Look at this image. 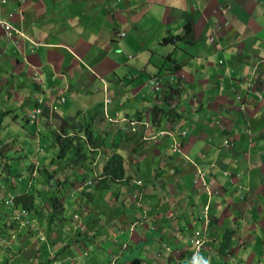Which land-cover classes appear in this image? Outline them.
<instances>
[{
    "label": "crops",
    "instance_id": "1",
    "mask_svg": "<svg viewBox=\"0 0 264 264\" xmlns=\"http://www.w3.org/2000/svg\"><path fill=\"white\" fill-rule=\"evenodd\" d=\"M84 1L82 4L80 0H5L1 4L2 16L8 20L18 12L20 19L13 23L19 33L13 31L8 39L0 27V56L4 54L0 59V78L6 74L15 77L35 74L38 91L44 92L48 80L55 78L56 81L60 76L61 84L50 89L48 108L43 107L40 115L47 110L45 118L49 123L57 122V130H63L62 125L66 126L72 117L86 122L92 111L101 110V106L94 97L93 104H85L82 110L80 98L87 96L75 87L80 82L87 85L91 74L108 78L120 66L108 56L100 59L99 53L105 43L100 38L102 28L108 29L110 37L112 26L118 27L116 22H119L120 28L113 29H119L115 33L121 42L142 45V51L148 43L162 48L151 52L149 60L160 52L152 67L158 71L151 75L161 74L169 81L163 80L154 101L147 99L146 93L131 94L127 86L123 90L121 81L114 85L116 92L110 112L142 119L152 112L149 132L168 129L181 142L179 151L173 152L170 137L154 139L146 148L137 137L120 150L126 175L142 172L149 178L158 172L156 169L168 168L167 178L171 182L163 185L170 194L165 214L162 212L165 207L155 210L161 206L154 202L157 198L150 191L154 182L150 181V186H136L135 179H131L122 183L121 190L125 193L122 208L117 205L110 209L104 202L102 212L91 213L87 221L98 219L100 222L102 217L108 224L109 209L117 215L114 218L117 222L119 218L122 223L132 222H127V226L117 224L114 230L106 229L108 234L111 232L110 243L118 236L123 238L122 243L135 244H129L127 249L135 250L136 258H129L131 261L127 263L140 264L137 260L143 253L139 251L140 246H146V259L153 264H166L161 244L164 238H171L172 256L167 263L190 264L191 239L194 231L204 225L202 209L208 203V242L198 254L200 264H264V0ZM103 1V5L121 10L118 20L115 13H108L104 8ZM101 11L103 17L96 24V14ZM167 35L177 38L162 45L160 39ZM4 43L11 54L4 52ZM32 46H42L46 54L30 53ZM130 71H125V76ZM42 77L45 84L41 83ZM176 77L177 85L173 81ZM0 85L3 87V83ZM106 87H109L108 80L104 82L103 94ZM27 89L30 92L32 88ZM59 107L63 111L57 112ZM54 113L58 119L52 117ZM95 119H101L105 128L111 127L103 114L96 115ZM129 143L136 147L135 153L130 151ZM125 151L128 153L124 154ZM50 154L47 149L45 155ZM125 156L130 160L128 163ZM156 158L161 159L156 161ZM199 170L204 174L202 181L196 175ZM29 178L22 172L18 177L13 176L17 188L13 186L15 190L9 188L7 193L26 191L23 186L31 183ZM134 192L142 194L138 201L134 200ZM103 194L99 193L98 198ZM4 213L5 216L0 214V226L8 218L7 211ZM37 219L42 221V217ZM158 222L163 223L160 228L155 227ZM78 225L85 226L83 221H78ZM78 225L72 238L77 241L73 242L88 240L87 244L99 246L98 252L104 250L107 254L110 252L111 259L114 257L118 250L110 244L101 247L97 229L79 235ZM11 229L7 231L12 232ZM17 231L21 234L28 230L20 231L18 227ZM33 237L30 240H39L38 234ZM13 246H17L16 242ZM59 247L58 244L50 250ZM98 261L93 256L90 264Z\"/></svg>",
    "mask_w": 264,
    "mask_h": 264
},
{
    "label": "rangeland",
    "instance_id": "2",
    "mask_svg": "<svg viewBox=\"0 0 264 264\" xmlns=\"http://www.w3.org/2000/svg\"><path fill=\"white\" fill-rule=\"evenodd\" d=\"M84 2V0H80V3L84 4ZM103 3L104 1L102 2V5ZM103 6L104 8L108 9V13H115V20H118V15L119 13H121V10L118 7H108L107 5ZM104 8L102 11L105 13L106 9ZM102 11L96 14V24L100 23L103 17L104 13ZM15 14L16 16L14 18H8V22L11 25H13L16 19H20V13L15 12ZM116 24L119 25L118 27L120 28V23L116 22ZM118 27L112 26L110 37L108 36V29H104V27L102 28L100 38H102L105 43L104 45L100 46L99 53L100 59L108 56L117 64L119 63L120 66L117 67L115 73H109L108 78H103L101 80L99 76L94 77L93 74H91L92 77L89 78L90 82L87 85L80 82V84L75 87L79 89L77 91H81L87 96V98H83V96H81L82 98H80L81 103L79 104L82 110L84 109L85 104L87 106L93 104L94 97H97L98 106H102L103 100L106 97H109L113 100L114 92H116V88H114V85L120 84L121 81L123 82V86L120 85V87L124 90V88L127 86L130 89L131 94L141 92L144 93V95L147 94L145 97L152 101L155 100L156 95L158 94V92L156 94V92L151 89L148 82L149 78L151 77V73H156L158 71V68L155 67V69H153L152 67L154 66L153 60L160 58V52L153 56V60H149V58L153 55L151 53L152 51H160L162 48L158 46L153 47V45H149L148 43V45L144 48L145 50L142 51V45L134 44L131 46L130 44L123 43L115 33L119 29H113ZM160 41H162V38L160 39ZM167 43H171V41ZM7 47L8 46H5L4 43L2 48L4 49V52L9 55L11 54V51L9 50V48L7 49ZM43 50H45V48H43L42 46H32V50L29 51L32 54H38L39 56L43 54L44 56V54L46 53ZM3 56L4 54L0 56V59H2ZM101 64L105 67L103 61ZM128 70H131L130 74L128 76H125L124 72ZM5 76L6 77L0 78V84L3 83V87L2 85H0V87H2L0 88V115H2V119L0 120V214H3V216H5L4 212L7 211L6 217L8 218L6 219V222H2V225L0 226V264H52V258L54 260L58 259L57 264H70L71 262L72 264H74L73 261H78L80 264H90V260L91 258H93V256L97 257L100 261V263L98 261L97 264H105V262H108L109 259H111L110 252H108V254L104 250H102L101 253L100 250L98 252V245L87 244L86 242L88 240L81 241L80 243L73 242V240L77 241L76 239L72 238H74L75 236L74 230H76L78 221H83L85 224V226H82L83 228L81 230H77L79 235H87L90 230L97 229V242H101V247L102 244H110L116 247V250L118 251H115L114 257H112V259L109 261L110 264H112L114 261L116 262V264H130L127 263L131 261L129 258H136L135 250L121 249V241H123V238H119L117 242L112 241L110 243V241L112 240L111 232L110 234H108L106 229L109 228L114 230V226H116L117 224L119 226H121V224H125L124 226H127L129 225L127 224V222H132L126 221L122 223L119 218L118 222H120L118 223L114 219L117 215L114 216V214L112 213L113 211L110 212L109 209L108 224L105 219H102V217L100 222L98 221V219L92 222L87 221V218L91 213L94 214L102 212L105 206L104 202L108 203V208L110 209L117 205L119 208L120 206L121 208L123 207L124 201L122 202V199H125V193H123V191L121 190L123 187L121 181L117 180L115 183H111L108 189L105 188L106 190L100 198H98L100 190L94 191V187L93 191H91L90 188L88 189V192H93V195L77 190V187L82 182V179L93 178L96 174L95 171L91 168L88 160L93 155L90 145V143L92 144V139L88 131L84 130V134L80 135V138L73 137L71 143L68 141V139H64L65 142L61 143L62 140L57 136L56 133L57 122L49 123L48 119L45 118V116L48 114L47 110H45L44 114L40 115L35 122H30L28 120L29 115L33 112L32 110L35 107H39L40 109H42L43 107H47L49 93H52L51 90L53 86H59L61 84V77L58 76L56 81L54 80L55 78L49 79L47 82V86L45 85L44 92H42L38 91V85H36L37 79H35V74L21 77H15L14 74L10 76L6 74ZM42 79L43 81L41 83H44L45 79L43 77ZM158 79H161V81ZM106 80H108L109 87H106L104 89V92H106L107 90L108 92L103 94V85ZM163 80L169 81V78L161 77L157 78V80L156 78H153V81H160V84L162 86L164 83ZM177 80V77L173 78L175 85H177ZM28 86L32 88L30 92L27 89ZM75 88L73 87L74 90ZM39 96L43 98L44 102L41 101V98L38 99ZM70 101L71 100L68 99L67 102L69 103ZM36 102H39V104H36ZM58 111H63V108H57V112ZM109 111L108 114L112 115ZM99 112L100 110H97V113ZM73 113L75 114L76 110H74ZM93 115H95V113H93ZM153 115L154 114H152V112L147 113L146 117L151 120ZM52 117L58 119L55 113ZM95 117L90 116L85 121L91 123V121L94 120ZM112 117L118 118V116L115 115H112ZM67 124H74V121L70 119ZM73 127V125L69 127L68 125H62V129H64L65 132L71 134H73ZM58 131H61V129H58ZM76 131L78 134L80 133V130L78 128H76ZM97 134L96 137L98 138ZM103 137L105 138L106 136ZM104 138H101V141L100 139H98V141L100 142V144H102V147L104 146L108 149L109 144H107V141L104 140ZM111 138H114V135L110 134V138L108 139ZM114 145H117V147H119L120 143H116ZM47 146L49 147L46 148ZM47 149H50L52 153V155L50 154V156L48 157L45 155L47 153ZM124 154H126V152ZM52 158H54V162H52ZM125 159L127 163L130 161L126 156ZM158 159L161 158H156V161H158ZM5 162L12 167H9L10 169H7V167H5L7 165ZM31 162H33V164ZM91 164H93V162ZM93 166L97 168L96 172L101 171L102 164H100V162L93 164ZM173 167L176 168L174 164ZM27 169H32L30 173L31 177L28 173H26ZM21 172L22 175L24 174L26 178H31H29L31 180V183L29 182L30 184H28L27 182L26 186H23L24 189L31 191H34L38 183H40V181L44 178L43 173L47 174L46 177L49 176L48 173H55L56 175L50 177V182H46L45 184L46 188L44 187L45 190H43L44 195L46 194L45 198L40 196L36 201L38 211L35 212V214L33 213V215L31 214L32 216L30 217L28 223V228H32V231H27V229L24 228L27 232L22 231L21 234H18V228L16 231H13V229H11L12 232H8L7 230H9L10 228L5 226V223L13 222L12 217L14 215H17L18 211L8 209L9 205H4L2 201L7 198L6 195H8L7 191L9 188L11 189V191H14L15 187L17 188V184L14 183L17 181L13 180L12 178L13 176L18 177ZM167 172L168 168H161L157 173L150 174L149 178H151V180L148 177L144 180L146 182L145 185L149 186L151 185L149 183L150 181L154 182L155 186H153V188L151 186L150 191L151 193L155 194L154 198H157L156 200H154V202L158 203V205L161 206L160 208H156L155 210H159L162 209V207H165V211H162L164 214L169 208V202L167 201V198L170 197L169 192L166 191L163 186H166V184H169L171 182L167 178ZM98 175H100V173H98ZM136 175L142 177L145 174L140 172ZM76 178L78 180V183ZM94 185L96 186L97 184L95 183ZM13 186L15 187L13 188ZM53 195H55L56 201L54 200V198L50 202V197ZM51 205H54V207L59 211L62 208L61 213H59L62 215H55L56 212L51 210ZM75 213L79 214V219H76L75 217L73 219ZM41 217L42 221L40 220L38 222L37 218ZM113 220L116 221L117 224H114ZM152 221L151 223H153ZM105 223V228H103L102 225ZM74 225L75 227H73ZM159 225H163V223L158 222L155 224V227L160 228ZM166 225H169V223H165V226ZM39 231L40 233H42L44 240H38L36 242L32 241V239L30 240L31 235H33V238H35V235L38 234ZM171 241V238H164L161 244L162 256L164 258H167L166 264L171 262L170 257L172 255L171 248H169L172 245ZM14 242H16L17 246H13ZM58 244L60 245L59 249L50 250L52 246L56 247L58 246ZM127 244L135 245L129 242ZM146 244H148V242H146ZM140 247L141 249L139 251H143L144 253H141L142 255L138 256L137 260L140 261V264H145V261H147L148 264H153L152 261L146 259L145 256L148 248L146 246ZM189 247L191 248L190 252H193L195 246L191 243ZM31 249H34V253L32 252L33 254H31ZM166 249L168 251H166ZM35 250H37L36 253ZM85 250H88V254L86 255H84ZM132 251L134 252L132 253ZM132 264H136V262H132Z\"/></svg>",
    "mask_w": 264,
    "mask_h": 264
},
{
    "label": "clouds",
    "instance_id": "3",
    "mask_svg": "<svg viewBox=\"0 0 264 264\" xmlns=\"http://www.w3.org/2000/svg\"><path fill=\"white\" fill-rule=\"evenodd\" d=\"M257 1L261 2V0H257ZM0 11H1L0 12L1 18L8 22V20L5 19L4 16H2V10H0ZM11 26H12V29L9 31L10 32L9 35H6L4 28L2 26H0L2 28V30L4 31L7 39L11 37L13 31H16L19 33V30H17L13 25H11ZM167 36H169V35H167ZM171 36H173V35H171ZM173 37L177 38V36H173ZM171 41H174V40H171ZM165 44H167V43H165ZM153 78H156V80H157V78H161V74L151 75V77L149 78V82H148L150 84L151 89L153 91H155L157 94V92H160V90L162 89L163 86L160 84L161 79H158L160 81H153ZM112 101L113 100L111 98L106 97L103 100L100 112L97 113V110H94V109L93 110L95 112L92 111V116H94V117H95V115H100V113L103 114V116L107 122L106 124H108L111 127L105 128L104 126H102L101 125V119H98V120L95 119V120H92L91 123H88V122L85 123V122H82L81 120L80 121L77 120L75 117L74 118L72 117L71 119L74 121V124H67V125H68V127L71 125L74 126L73 127V129H74L73 134L65 132L64 129L61 131L56 130L57 136L59 138H61V140H62L61 143L65 142L64 139H69L70 136L80 138V135L84 134V132H83L84 130H87L89 135L91 136L92 144L90 143V145H91V151H92L93 155L88 160H89V163L91 165V168L95 171L96 174L93 178L82 179V182L77 187L78 191L86 192L87 194H91V195H93V192L92 193L88 192L89 188L94 187L95 191L100 190L99 193H101V192H104L106 189H108L110 187L111 183H115L117 181V179H115L114 181H110L106 185L102 186L101 189H96V186L94 185L95 183L97 184L98 181L102 178V176H101L102 166L104 165V163L109 159V157L112 154L119 153L122 157L121 158L122 164H124L123 155L121 154V151H123V150H121V149H122V146H124V144L127 145L129 140H135L138 137L140 140V143L144 145V148H146L148 146L149 142L153 141L154 139H161L162 137H170L171 139H173L172 140L173 143L171 146L173 152L179 151V148L181 145V142L175 137V134L168 129L157 130L154 133L149 132V130L151 128V123H150L151 120H149L148 118L142 119L141 117H137V116L136 117L119 116L118 113H115V114L111 113L109 110H110V104L112 103ZM39 102H38V104H39ZM36 110H39V111L36 112ZM108 111L110 112V114L118 116V118L112 117V115H109ZM41 112H42V109H40L39 107H35L33 109V112L29 115L28 120L30 122H35L38 119V116L41 114ZM93 113H95V115H93ZM76 128H78L80 130L79 134L77 133ZM109 129H111V130H109ZM112 129H115V130H112ZM97 133H100V134H97ZM183 133H185V132H183ZM96 134L98 135V138L96 137ZM110 134L114 135V138L108 139V138H110ZM103 136H106V137L104 138ZM101 138H104V140L107 141V144H109L108 149L104 146L103 147L101 146L102 144H100V142L98 141V139H100V141H101ZM69 142L71 143L72 140ZM227 142L228 141H225L224 144H227ZM116 143H120V146L117 147V145H114ZM131 146H133V145L129 143L130 151L135 153V151H137L136 147H131ZM125 152H126V154L128 153L127 151H125ZM108 153H109V155H108ZM92 162H93V164L100 162V164H102L101 171L96 172L97 168L94 167L93 164H91ZM9 167H12V166L9 165ZM123 167H124V165H123ZM156 170L159 171V169H156ZM124 172H125V169H124ZM98 173H100V175H98ZM143 174H145V175H143L142 177H139L136 174H132V173H130L129 175L124 174V180H120V181H121V183H125L127 181H131V179H135L136 182H134V183L136 186H139V185L143 186V184L146 183L144 180L147 179V177H148L147 173H143ZM48 175H49V173H48ZM134 175H136V176H134ZM196 175L198 176L199 179H201V181L203 180L204 174H202L200 170L198 172H196ZM132 183H130V184H132ZM90 190L92 191L93 189H90ZM14 195L8 193V195H6L7 198L5 200H3L2 202L4 205H9L8 209L11 208V209H13V211L14 210L18 211V214L14 215L12 217L13 220L18 221V223H20L21 225L27 224V223H29V220H30V217H29L30 214L26 210H22V209H18L16 207H13L14 206V204H13ZM141 195H142L141 192H136V193L134 192V194H133L134 200L138 201V199L141 198ZM59 213H61V212H59ZM17 216H18V218H17ZM25 216H26V218H25ZM78 216H79V214L75 213L73 216V219H74V217L76 219H79ZM202 217H203L204 225L201 229L194 231L193 237L191 239V243H192V245L195 246V249L188 256V259H189L188 261L190 264H200L198 254L201 251V249L204 247L206 242H208V238H207V228L209 225V204L208 203L203 206ZM78 226H79L80 230L83 228L82 227L83 225H78ZM38 236H39V238H38L39 241L44 240L43 235H42V233H40V231L38 232ZM117 237L118 236H115V238L113 237L115 242H117V240H119V238H117ZM198 239L201 241V244H199V245H197V243H196V240H198ZM127 243H128L127 241H124L122 243L121 249H127L128 245H129ZM86 254H88V250L84 251V255H86ZM52 260H53L52 264L58 263L57 260H54L53 258H52ZM73 262H74V264H80L78 261H73ZM114 262L112 264H114ZM70 264H72V262Z\"/></svg>",
    "mask_w": 264,
    "mask_h": 264
},
{
    "label": "trees",
    "instance_id": "4",
    "mask_svg": "<svg viewBox=\"0 0 264 264\" xmlns=\"http://www.w3.org/2000/svg\"><path fill=\"white\" fill-rule=\"evenodd\" d=\"M175 38L173 36L169 35V36H166V37L162 38V41H160V42L161 43H167V42H169L171 40H174ZM3 113H5V112H3ZM1 117H2V115H0V120L2 119ZM72 139H73V136H70L68 141H71ZM121 158L122 157H121V155L119 153H114L104 163V165L102 166V172H101L102 178L98 181V183L96 185V189H101L102 186L106 185L110 181H114L115 179L124 180L125 172H124V167H123ZM52 162H54V158H52ZM31 163L33 164V162H31ZM5 167H7V169H8L9 165L7 164ZM31 170L27 169V172H26V173H28L30 175V177H31V174H30ZM46 175L47 174L43 173V176H44L43 179L44 180L40 181V183H38V185H37V187L35 188L34 191H31V190L27 191L26 190V191H21V192L16 193L14 195V201H13L14 206L13 207H16V208L22 209V210H26L30 214L29 217H31L33 215V213L35 214V212L38 211L37 210V202H36L38 197L41 196V197L45 198L46 194L44 195V193H43V190H45L44 189L45 184H46V182L49 183L50 182V177H53L56 174L55 173H49V176H47V177H46ZM41 190H42V192H41ZM50 198H51L50 199V202H51L52 199L55 198V195L51 196ZM54 200L56 201V198ZM9 209H11V208H9ZM51 210L55 211L56 212L55 215L58 216L59 212H61L62 208L59 211V210H57L54 207V205H51ZM12 223H5V226L14 229V231L17 230L18 226L20 227V231H22V229H24V228H26L27 230H30L28 228V223L24 224V225H21L20 223H18V221H15V220H13ZM113 223L115 224L116 221L113 220Z\"/></svg>",
    "mask_w": 264,
    "mask_h": 264
},
{
    "label": "built area",
    "instance_id": "5",
    "mask_svg": "<svg viewBox=\"0 0 264 264\" xmlns=\"http://www.w3.org/2000/svg\"><path fill=\"white\" fill-rule=\"evenodd\" d=\"M4 2H5V0H0V10H1V4H3ZM0 26H2L4 28L6 35L10 34L9 31L12 29V26L6 20H3L1 18V15H0ZM38 111L39 110H36V112H38ZM17 218H18V216H17ZM196 243H197V245H199V244H201V241L198 239V240H196Z\"/></svg>",
    "mask_w": 264,
    "mask_h": 264
}]
</instances>
